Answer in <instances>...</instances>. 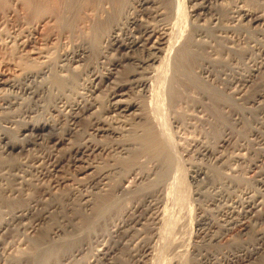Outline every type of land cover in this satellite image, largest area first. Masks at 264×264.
<instances>
[{
  "label": "bare ground",
  "instance_id": "bare-ground-1",
  "mask_svg": "<svg viewBox=\"0 0 264 264\" xmlns=\"http://www.w3.org/2000/svg\"><path fill=\"white\" fill-rule=\"evenodd\" d=\"M248 1L251 4L252 0H186L190 9L188 14L186 13L187 11L185 12L184 10L183 0H0V45L7 51L6 53L8 55L5 56L12 57L17 54L16 57H13L14 60L11 59L12 61L8 59L9 57H6V60L0 59V85L13 86V79L18 76L20 78L21 74H25L26 77L27 75H29L30 77H34V75L37 74V76H40V69L38 68V70L37 66L41 64L43 65L46 61H50L48 57L49 52L51 51L50 49H52V42H59L53 41L54 38H57L55 37V31L60 32L59 34H62L65 37L73 36L75 38H79L80 45H77L75 43V45H77V49L75 52L71 50L74 53L71 52L73 54L70 55L71 59H74L75 62H79L77 63L78 65L86 61V57L90 53L91 47L96 51L95 63H101L104 59L107 58L108 55L110 56L113 54L111 61L109 60L110 64L108 68L105 69L106 71L101 76L94 77V79H92L94 86L92 90L94 89V92L99 89V85L101 84L112 85L111 93L108 95L106 99L107 101H105L107 102L106 104L109 105L104 108L101 114H98L97 112L98 115L96 116V121L88 126V129H90L91 131L86 132V134L96 136H105L107 134H110L114 137V134H121V131L124 130V128L126 127L125 122L127 121L128 117L134 120L133 121L131 119L133 121L132 124L135 125L132 131L129 129V122L127 121L128 130L131 132L129 134L130 136L128 137L129 140L127 139V141H125V139V142H123L122 144L118 142L120 143V150L122 151L119 160L120 164L118 163V165H115V167L111 168V170L117 171V175H119V170H121V172L122 170H126L129 173L133 174V182L132 187L130 188L122 185L121 181L117 182L116 186L112 184L110 185L109 172L107 171L102 173L99 176L98 180H95L96 182L94 183L96 192L90 194L88 193V195H83L80 199L82 201L81 205L79 206H81L80 209L82 208V213L79 211L81 213V215L78 214L79 216H81L80 221L78 220L79 217L77 218L79 223L77 224L74 221L75 217L68 218L67 227L70 228V231L72 229L73 233L76 230L80 231L84 226L87 227L85 228L88 232V229L95 225L94 222H97L99 224L98 221L100 219H103L105 223L107 220H109L110 222V224L108 225L109 227L101 223L102 225H105L102 231L95 232V229L92 228V231L94 232L93 237H95L94 239L95 243H97V247H90L89 245V248H87L91 249V259L89 260L90 264H128L129 262L124 261V257L122 256L124 255L123 252L129 253V255L134 252L132 256L136 264H150L153 257L156 256V253H153L154 250H156V248L154 249V246H156V244L159 245L157 241H161V234H166V231L164 232L163 230L162 233L161 227L165 220L168 218L167 214L171 211L169 206L171 205V203L169 202L170 204H168V201L171 199L169 198V195L171 197V194L173 195L174 192L176 195L174 196L177 199L183 200V193L180 191L183 187V183L181 182V178L178 177L179 162L178 159H176L178 155H175V153H177L178 151L175 152L176 148L173 150V144H171L173 142H170V139L165 136L166 133L163 132L164 128L160 127V124H158L159 120L158 122L155 121L157 118H154V113H152V116L149 113V111L151 110L146 111L148 110V108L151 109L152 107H154V104L152 106L149 105L151 104V98L154 96V92H156L155 83H159V87L161 86L160 83L163 82H167V84H169V87L165 88V86L168 85L166 84L164 86L165 83H163V86L161 87H163L166 92H168L169 90V99L171 98L172 101L177 97L176 95H181L183 93V90L180 91L181 89H190L191 92V89L195 88L197 91H199V94L208 99L210 103L209 105H212L211 107L214 111H216V114H218L217 112H223V108H226L227 105L230 106L231 104L233 106L241 101L245 106L243 104L241 105L245 109L249 110L251 116H253L251 119L252 125H249V135L254 137L262 136L264 138V11L262 10V8L264 7L260 8L261 10L258 9L260 5H257L258 8L250 7V4H247ZM254 1L256 2V0ZM259 2L257 3L259 4ZM251 5H255V3H252ZM182 23H184V25H182ZM46 26H52V30L55 32V34L53 33V35L49 33L50 35H48L47 32V36L42 38L41 42L39 41V47L28 49L25 52L22 51L24 54L21 53L22 55H19L17 52L21 51V49H26L28 44L27 42L31 40H29L28 36L34 33L41 34L40 32L44 31L42 28H45ZM41 29L43 31H41ZM57 35L58 34H56V36ZM71 41H73V39ZM55 43L53 44L56 45ZM61 54V56L64 57L63 59L66 60L65 58H68L67 55L70 54V52L68 53V50H63ZM68 62V64L62 63L61 65H58L61 62L56 64L58 67L60 66L61 70H63L66 74H62L63 72L57 73V71L56 73L53 72V77L52 79H49L48 82H50L54 88L62 93L68 88L73 90L72 93L77 94H74V96L81 98L82 93L76 90L79 88L77 87V79L80 76V73L77 70V65H72L70 61ZM238 63L241 66L240 68L238 66ZM9 66H12V73H5L4 69L9 68ZM123 70H126L127 72L125 71V73ZM26 77L24 79L25 81ZM15 83L16 82H14V85ZM47 84L49 85V83ZM133 88H136L139 94H141L138 96L139 99L136 97H130V95H128L129 92L133 90ZM248 89H251L250 92L248 91ZM33 94L37 95V92L35 91L33 92ZM158 94H160V91ZM159 97L160 96H158V98ZM158 98L155 99L157 100ZM61 99V96L57 97L56 101L60 102ZM169 99L167 98L168 101ZM64 102L65 100L63 101V103ZM164 102L166 101L164 100ZM173 102H175V100ZM3 103H8V101L6 100ZM169 103H171V101ZM93 104H95V102L91 103V101H89V104L84 106L83 104L80 105L75 100L74 105H76V107L72 108L73 112L71 114L72 123L82 119V116L85 114L94 113L95 109L93 110V108L99 106H95ZM171 105L173 104L171 103ZM1 108L2 106L0 104V109ZM158 108L159 105L157 109ZM98 109L99 108H97L96 110ZM165 110L166 109H164V111ZM153 111L156 112L155 109ZM103 113L111 115V118L116 117V119H118L119 117H121L122 120L123 118L126 119L125 122L121 121V124H123L122 126L125 127L123 129L121 128L122 126L119 124L120 119L114 121V123H112L113 120L111 123L109 122V120L107 122V119L105 120V118H103L102 116ZM160 113L161 112H159L157 116L159 119H162V117H159ZM104 117H106V115ZM192 119L194 118L192 117ZM204 122L207 121L205 120ZM214 122L212 123L214 124ZM132 124H130V126ZM6 128L9 130L8 126H6ZM50 129L53 130L49 123H47L46 121L40 123L29 122L26 124V126L24 125L19 129V134H23L24 136V134L29 131L42 134L43 130L49 131ZM120 134L118 136H120ZM9 139L7 135L1 138L3 142L2 146L4 152H7L6 155L8 153L14 152L15 150L17 151V149L22 150L24 145L21 146L18 142L16 143ZM65 140L67 141V138H65L64 135L59 136L54 140V144L58 146V144L65 142ZM217 140L218 141L216 142L214 148H211L206 144L201 145L199 143L201 146L198 154L215 156V153L218 152L217 148L222 147L228 143L229 139L227 137V133L225 134V131H223V133L218 137ZM192 142V145L198 144L197 138L194 141L192 140ZM188 145L190 146L191 144ZM194 147L198 149L196 146ZM100 150H102V147H98L96 145L89 146V143H84L80 146L75 147L73 149V154L77 156L76 158L81 160V157L84 156L86 152H98ZM182 151L184 152V150ZM260 155L263 162H260L262 165L264 164V150L260 151ZM76 160L77 159H75V161ZM145 162H151V164L153 163V165L151 167L145 164L143 165V163ZM58 164L59 161H53L51 163L52 170H56ZM261 165L260 167H262ZM201 166L202 165H200V167H198L197 165H191L190 169L188 168L190 170V178L192 180L196 181V178L198 180V178H200L202 175L205 176V166L204 169L201 168ZM257 166L258 165L256 164V162L253 163L252 171L257 169ZM92 169V166H90V164H87L86 166H82L78 172L79 174L87 176V174L89 175L90 173H92ZM8 176H12L13 182L11 184L9 183L10 185L6 186L3 185L5 183L1 184L2 180L4 178H8ZM24 176L25 175L21 173L17 174V171L15 173H10L9 171L5 172L2 169L0 170L1 209L2 207H4L3 204L6 202V197L4 198V196H6L7 193L11 194L10 196L14 197L15 195H17V193L22 191V186L20 183L26 180ZM206 177L205 179H207ZM211 177L212 176H210L209 178ZM227 178H229V176ZM250 179L256 186L259 187L258 190H256V188L250 189L249 187V190L245 189L243 192L241 191L242 193L240 196L238 195L235 197H229L225 202L223 200V203H221L222 209H225L227 213L225 212V217L222 219V223L220 225H223L222 227H224L226 230L238 228L240 232H244L248 230V228H250V226L252 225L250 223L255 224V222L258 223L259 221L264 220V166L259 169L258 172L253 171V175ZM226 181L228 184L229 181ZM213 182L214 181L212 178L211 183L213 184ZM17 184H20V186H18ZM129 184L131 185V182ZM144 185L146 186L144 187L145 189L143 191L141 189H143ZM237 185L239 186V184ZM139 188H141L140 191L138 190ZM135 191L137 193L139 192V195ZM141 191L143 192L140 194ZM226 191H228L227 188L224 192L228 194L229 192ZM133 192L137 194L138 197L134 196L135 194L133 195L137 200H135V202L132 204L130 203L131 206L128 209L126 208L127 210L121 212L119 211V213L114 214L116 212H113V208H115L116 205L118 206V204H120L119 200H121L122 198H130L128 197L130 195L132 197ZM221 195V192L215 193L214 197L212 196V202H220V197H222ZM11 200L13 199L8 200L9 202L6 203L9 204ZM174 202H176V200H174ZM174 202L172 204H174ZM15 203H17L16 206L20 204L18 202ZM9 205L8 207L10 208ZM181 205L182 204H180V206ZM16 206L12 210L8 209V211H1L0 209V249L2 248V251L7 238H10V236L12 235L11 230L13 228L20 226L23 231H27L29 237L34 231V225L30 222L26 223V221L29 219V213L32 208H30L28 204H22L17 207ZM57 206L58 205L56 203H51L49 204L48 209H45V211L42 213L46 215L47 213H49V208L55 209L57 208ZM167 206H169V209ZM13 207L11 206V208ZM167 209L169 210L168 213ZM115 211L118 212V210ZM44 215L36 220L40 221L44 218ZM175 222L176 221L173 222L174 224L172 223V225L174 226L172 230L177 229L175 228V225L179 224H175ZM87 225L90 228H88ZM198 225L199 227L202 225L206 226L209 225V222L204 217L200 222L197 223V226ZM167 229L169 228L167 227ZM200 229H202V227H200ZM64 231V227L63 229L60 228V226L54 227L53 231L49 233L48 238L50 240H53L54 237L58 238V236H60V232L64 233ZM175 235L173 234L168 236L170 238V236L175 237ZM37 236L39 235L37 234ZM174 237L171 238L172 241L173 239H176V237ZM255 238L257 239L256 243L248 244L241 249L238 248L237 252H231V254H233L231 255L233 259H231L230 262L228 261V264H240L248 260L249 258L253 259V257H256L261 249V246L264 244V231H259V233L256 234ZM180 239L182 238L180 237ZM42 241V237H36L34 234L31 235V242L33 245L29 250V253L26 254V258L24 257L21 259L19 257L21 261L24 262V264H42L43 262H50V259L52 258L51 255L56 256L58 252L62 251L61 249H64L63 243L65 244V242H62V245H59L55 244L56 242H53V240L52 242L49 241V245L43 247V245H45V243L47 242V239H45V243H43L44 241ZM76 241H78L80 244L77 242V244L79 245H77L76 247L74 246L76 244H73L72 247H75V249L72 248L71 250L69 249V251L71 252L68 251L70 256L73 255V257L75 254L80 255L85 248H83V245H81L82 242L77 239ZM172 241H168V245L169 243H172ZM180 242H178V244L174 243V245H179ZM46 244H48V242ZM171 247L174 248L173 245ZM171 247L170 250L172 249ZM175 247L177 249L174 248L176 250H173L174 252L177 251L178 253L183 248H178V246ZM166 250L168 251L167 247L164 248V250L162 249L161 254ZM198 250H196V254L198 256H203L204 254H200ZM177 252L175 253L178 254ZM85 254H87V252H85ZM209 255L210 254H208L207 256ZM203 257L204 259L208 258H206V256ZM203 257H201V259ZM4 258L2 260H5ZM133 258L131 257V259ZM67 259H69V257ZM58 260L59 258L56 259V261L53 263L57 264ZM200 261H197V264H202L200 263Z\"/></svg>",
  "mask_w": 264,
  "mask_h": 264
},
{
  "label": "rangeland",
  "instance_id": "rangeland-1",
  "mask_svg": "<svg viewBox=\"0 0 264 264\" xmlns=\"http://www.w3.org/2000/svg\"><path fill=\"white\" fill-rule=\"evenodd\" d=\"M183 1H184L183 2L184 10H185V12L187 11L186 13H188L190 10L189 5L186 2V0H183ZM262 1H263V3H262ZM257 2H259V0L258 1L256 0V2L254 0L251 1V4L255 3L256 6L255 5L252 6L249 3V1L247 2V4L248 5L250 4L249 5L250 7H256V8H258L257 5H260L261 7L259 6L258 9L264 7V0H260L261 3L259 2V4ZM262 10L264 11V8H262ZM182 25H184V23H182ZM47 27L48 26H46L45 28L44 27L42 28L44 31L41 29V31H43V32H40L41 34H39V33L38 34L37 33L30 34L28 36V38H29V40L30 39L31 40L29 42H27L28 44H27L26 49H23V50L21 49V51L17 52L20 55L21 53L24 54L22 51L25 52L28 49L39 47L40 42L42 41V38L47 36V32H48V35L53 34V33L55 34V32H56V34L59 35V36L58 35L56 36V34H55V37H57V38L53 39V41H59V42L58 43L52 42V45H51L52 49H50L51 51L49 52V57H48L50 61H46L43 65L42 64L39 66L36 65L37 69L38 68L40 69V70L38 69L40 76H37L38 75L37 74V75H34V77L36 76L34 78L33 76L30 77L29 75H27V77H26L25 74L24 75L21 74L22 76L20 75V78L18 76V77L13 79V81L16 82L15 85H14V82H12L13 86L0 85V104L2 106V108L0 109V143H1L0 144V170L2 169L5 172L9 171L10 173H15L17 171V174L21 173V174L25 175L24 177L26 179L25 181H23L24 183L23 182L20 183L22 186V188H21L22 191H20L21 193L20 192L17 193V195H15L16 197L14 195H13L14 197H12V196H10L11 194H8V193L6 196H4V198L6 197L5 198L6 202H9L8 200L13 199L9 203V204L12 203L13 205L12 204L9 205L8 203L5 202L3 204L4 207H2V209L1 208L0 209H1V211H8V209L12 210V209H14V207L17 204L15 202L20 203L17 206L22 205V204L23 205L28 204L30 206V208H32V209L30 210L29 219L26 221V223L30 222L31 224L34 225V231L31 233V235L34 234L36 237H42V239L44 241V242L42 241L43 243H45L46 242L45 239H47L48 244H46L47 243L46 242L45 245H43V247H46L47 245H49L50 244L49 241L52 242L53 240H54L53 242H56L55 244H59V245H62V242H65V244L63 243L64 249H61L62 250L61 252H58V254L56 256L51 255L52 258L50 259V262H43L42 264H54L53 262H55L56 259H58V258H59V260H58L57 264H90L89 260L91 259V257H90L91 249H87V248H89V245H90V247L91 246L97 247V243H95V239H94L95 237H93L94 232L92 231V228L95 229L94 230L95 232L102 231V229H104L105 225H107V227H109L108 226L110 224L109 220H107L105 223L103 221V219H100L101 221L100 220L98 221L99 224L97 222H94L95 225L97 224L96 226L92 224L95 228L93 226L90 228L87 225L88 228H90V229H88V232L86 229L87 227L84 226L81 228L80 231L76 230L74 233H73L72 229L70 231V228L67 227L68 226L67 220H68V218H74L75 217L74 221L77 224L79 223L80 218H81V216H79V215H81V213H82V208L80 209L81 206H79V205H81V201H82L80 199L83 195H88V193L90 194V193L96 192V189L94 188V185H95L94 183L98 180L99 176L102 173L107 172V171L109 172V178H110L109 183H110V185L112 184V185L116 186V183L121 181L122 185L127 186L128 188L132 187L133 174L129 173L126 170H124V171L122 170V172H121V170H119L120 171V172H118L119 175H117V173H116L117 171H113V170H111V168L115 167V165H118V163H119L121 152H122L120 150V143L122 144L123 142L127 141V139L129 140L128 137L130 136L129 134L131 132L128 130V127L132 131L133 128L135 127V125L132 124V122L134 120L130 117L127 118V121L129 122L128 127H127L126 119L123 118V120H122L121 117H119V118L117 117L118 119H116V117L111 118V115L103 113L102 116H103V118H105V120L107 119L106 120L107 122L109 120V122L111 123L113 120L112 123H114V121H117L120 119L119 124L122 126L123 124H121L122 123L121 121H124V122L126 121L125 122L126 127L125 126H124L125 128L123 126L121 127L122 129L124 128V130L121 131V134L122 133L123 134L122 135L120 133H118L117 135L114 134V137H113V135L111 136L110 134H107L105 136H103V135L96 136V135H87L86 134V132L91 131L90 129H88V126L93 124L96 121V116L99 113L101 114V112L104 110V108L107 105H109V104H106L107 102H105V101H107L106 99H107L108 95L111 93L112 85L109 84L110 85L109 86L108 84L107 85L101 84V85H99L100 87L97 90L98 92L97 91L94 92L95 90L94 89L92 90V88H94L92 79H94V77L101 76L106 71L105 69L108 68L113 54L110 56L108 55L107 58L104 59L101 63L100 62L95 63L96 62V58H95L96 57V51H95V49H93L91 47L90 53L86 57L87 58L86 61H84L82 64L80 63L81 65L80 64L78 65L77 63H79V62H75L74 59H71L70 55H72L76 51L77 45H80L79 38H75L73 36L65 37L62 34H59L60 32H58V31L54 32L52 30V26H49L50 28L49 27L47 28ZM61 35H62V37H61ZM71 38L75 42L71 41L72 40ZM61 39H62V41H61ZM67 42H68V44H67ZM53 43H55L56 45H54ZM75 43L77 45H75ZM67 45H68V48H67ZM4 50H5L4 47H1V45H0V59L6 60L9 56H5L8 54L6 53L7 51L6 50L4 51ZM63 50H68V53L70 52V54L67 55L68 58L67 57L65 58L66 60H64L63 59L64 57L61 56L62 55L61 53L63 52ZM71 50H73L74 52ZM71 52H73V53H71ZM16 55L9 57L8 59L14 60L13 57H16ZM59 58H61V59H59ZM68 61H70L72 65H77V70L80 73L81 77L80 76L79 77L81 80L78 77V79H77L78 80V82H77L78 86L77 87H79V88L76 90L82 93L81 98L74 96L75 93H72L73 90L68 89V88L66 89V91H64L62 93L59 90H57L56 88H54L50 82H48L49 79H52L53 74H54L53 72L56 73V71H57V73L63 72L62 74H66L63 70H61L60 66L58 67L56 64H58L60 62L61 63L58 65H61L62 63L68 64L69 63ZM73 62L76 64H74ZM54 65H56V66H54ZM236 65H237V62H236ZM36 66H35V68H36ZM45 66H46V68H45ZM47 66H49V67H47ZM238 66H239V68L241 67L239 65V63H238ZM40 67L41 68L44 67V68H42V70H41ZM49 69H51V70H49ZM55 69H58V70H55ZM4 71H5V73H12V71H13L12 66H9V68H5ZM24 76L26 77V81L24 80L25 79ZM27 78H29V79H27ZM30 78L31 79L33 78L32 79L33 81ZM43 81H44V83H43ZM47 83H49V85ZM163 83H165L164 86L167 84V82H163ZM163 83H160V85L163 86L162 85ZM44 84H46L47 86ZM158 85H159V83H155V89L156 90L155 89L154 90L156 92H154V96L151 98L152 99L151 104L149 105V106H152L154 104V107H152L151 109L148 108V110H146V111L151 110V111H149V113L151 115H152V113H154L153 115H155V116H157V114H159V112H161L159 117L160 118L162 117V119H159L158 116L157 117L154 116V118H157L155 121L158 122V120H159L158 124H160L159 125L160 127L164 128L163 132L166 133L165 136L170 139V142H173V143H171V144H173V150L176 148L175 152L178 151L177 153H175V155L176 154L178 155V156L176 155L177 156L176 159H178V162H179V168H178L179 169L178 170L179 176L178 177L181 178V182L183 183V185H182L183 187L180 190L183 193V200L177 199L175 197L176 195L174 192H173V195L171 194V197L169 195V198H171L172 200L170 199L168 201V204L171 203L172 206L169 205L170 210H171L170 212L168 210L169 206H167L168 207L167 213L169 212L167 215H168V218L169 217L170 218L169 219L167 218L165 220V222L162 224L161 231L162 230L164 232L166 231V234H164L162 231L163 234H161V235L162 236L163 235L168 236V235H173V234L175 235L176 234L175 235L176 239H173V241H172L171 238L174 236H172V237L170 236V238H169V236L168 237L163 236L164 239L162 236H160L163 239V241L160 238L162 243L160 240H159V242L157 241V243L159 245L154 243V244H156V246H154V249L156 248V250H154L153 253H156V256L153 257L150 264H197V261L199 262L200 260H201L200 263H202V264L203 263L204 264H207V263L208 264H212V263L213 264H228L230 262V260L233 259L231 256L233 254H231V252H233V251L237 252L238 248L241 249L242 247H245L248 244L256 243V241H257V239L255 238L256 234L259 233V231H264V220H261L258 223L255 222V224L250 223L252 225L250 226V228H248V230H246L244 232L243 231L240 232V230L238 228L226 230L224 227H222L223 225L222 226L220 225L222 223V219L225 217L224 214L227 213L226 210L222 209V207H221V203H223V200L225 202L227 200V198H229V197H233V196L235 197L238 195L240 196L241 193L245 189L249 190V187H250V189L251 188H253V189L256 188V190L259 189V187L256 186L254 184V182L251 181L250 178L253 175V171L258 172V170L264 166V164L261 165V163H260V162H262L260 151L264 150V147H263L264 146V140H263L264 138L262 136L261 137H259V136L254 137V136L249 135V130H250L249 125H252L251 119L253 116H251V113L249 112V110L245 109L241 105V104H243L241 101H239L238 104L236 103L237 106H236V104L233 106L231 104H230V106L227 105L226 108H223V112H217L218 114H216L215 113L216 111H214L211 107L212 105H209L210 103H209L208 99L206 97H204L203 95L199 94V91H197L195 88L191 89V92H190V89H187V90H186V88L181 89L180 91L183 90V93L181 95H176L177 97L174 99L175 102H173L174 100L172 101L171 98L169 99L168 88H167L168 92H166V90L163 87H161V86L159 87ZM167 85L168 86H165V88L169 87V84H167ZM26 86L28 88L30 87L31 89L29 88L30 89L29 90ZM42 88H43V91H42ZM27 89H28V91H27ZM36 89H38V90H36ZM157 89H158V93L160 91V94L157 93ZM67 90H69V91H67ZM70 90H71V92H70ZM250 90L251 89H248L249 92H250ZM35 91L37 92V95L33 94V92H35ZM137 92H138L137 89L133 88V90H131L128 95H130V97H134V98L136 97L139 99L138 96L141 94H139V92L138 93ZM180 93H178V94H180ZM58 94H60V95H58ZM75 95H77V94H75ZM157 95L162 97V98L159 97L160 98L159 99ZM166 95H167V98L169 99V101L167 100ZM56 96L57 97L61 96L62 99L60 102L56 101V98H57ZM174 96H173V98H174ZM66 97H68V98H66ZM178 97H180V98H178ZM155 98H158L159 100H163V101H159L158 99H157L158 100L157 101ZM195 98H197V99H195ZM63 99L65 100L64 103H63V101H64ZM6 100L8 101V103H3ZM75 100L77 103H79L80 105L83 104L84 106L89 104V101H91V103L95 102V104H93V105L99 106V107H94L93 108V110L95 109L94 113L83 115L82 119H80L79 121L73 122L74 123L73 124L71 114L73 112L72 108L76 107V105H74ZM164 100L166 102H164ZM170 101L173 105L174 104L175 105L174 106L171 105V103H169ZM159 102H160V104H159ZM85 103H87V104H85ZM99 103H101V104H99ZM102 103L105 105H103ZM167 103H168V105L169 104L170 105L168 106ZM68 105H70V106H68ZM158 105H159V108L157 109ZM160 106H162V107H160ZM171 106L173 109L171 108ZM97 108H99V109L96 110ZM196 108H197V110H196ZM154 109L156 110V112L153 111ZM164 109H166V110L164 111ZM232 109H234L235 111ZM160 110H162V111H160ZM97 112H98V114H97ZM196 113H197V115H196ZM198 113H199V116H198ZM222 113H223V115H222ZM105 115H106V117H104ZM195 115H196V117H195ZM230 115H232V116H230ZM84 116H87V117H84ZM192 117L195 120L192 119ZM197 117H198V119H197ZM201 120H203V121H201ZM205 120L207 122H204ZM43 121H46L47 123H49V125L52 127L53 130H51V129L49 131L43 130L42 134L35 132L36 135L32 131L27 132L26 134H24V136H23V134H19V129L22 128L24 125L26 126L27 123H29V122L40 123ZM235 121H237V122H235ZM161 122L163 123L164 126L162 125ZM212 122H214V124ZM130 124H132L131 125L132 129H131ZM6 126H8L9 130L6 128ZM127 130H128V132H127ZM223 131H225V134L227 133V137L229 140H228V143L226 145L217 148L219 155H218V152L215 153V156L202 155V154L199 155L198 154V151H199L200 146L202 144H206L207 146L214 148L216 142L218 141L217 140L218 137L223 133ZM119 134H120V136H118ZM167 134H168V136H167ZM169 134H170V137H169ZM6 135H7L8 139L10 138L9 140L16 142V143L18 142L19 145H21V146L24 145L22 150L17 149V151L15 150L14 152L8 153L9 155L8 154L6 155L7 152L6 153L4 152V149L2 146L3 142L1 140V138L6 136ZM63 135L65 138H67V141L65 140V142L58 144V146H56L54 144V140L57 137L63 136ZM196 138H197L198 144L192 145V143H193L192 140L194 141V140H196ZM118 142H120V143H118ZM84 143L85 144L89 143V146H92V145L95 146L96 145L98 147H102V150H100L98 152L97 151L86 152V154H85L86 156L85 155L82 156L81 160H79L78 158H76L77 156H75L73 154V149L77 146L84 144ZM188 144H191V145L189 146ZM186 145H188V146H186ZM194 146H196L198 149H196ZM1 149H3V150H1ZM182 150H184V152ZM218 156L221 158H219ZM203 157H205V158H203ZM212 158H213V160H212ZM75 159H77V160L75 161ZM183 159H184V161H183ZM55 160L59 161L58 167L56 168L57 171L52 170V167H51V163ZM221 160L223 161V163ZM255 162L258 166H257V169L252 171V164ZM3 164H4V166H3ZM5 164H6V166H5ZM87 164H90V166H92V168H93L92 173H90L89 175L87 174V176L86 175L84 176L83 174H79L78 171L80 170V168L82 166H86ZM144 164L149 166V167H151L153 165V163L151 164V162H147V163L145 162V163H143V165ZM223 164H226V165H223ZM191 165L192 166L197 165L198 167H200V165H202L201 168H203V169L205 166V169H204L206 171L205 176L202 175L200 178H198V180L196 178V181L192 180L190 178V170H189ZM260 165L262 167H260ZM147 166H145V167H147ZM143 168H144V166H143ZM206 169H208V170H206ZM206 176H208V177H206ZM210 176H212V177L209 178ZM226 176L227 177L229 176V178H227ZM244 176L246 179L244 178ZM205 177L207 179H205ZM231 177H232V179H231ZM212 178L214 181L213 184L211 183ZM7 179H8V181H7ZM226 180L229 181L228 184H227ZM16 181H18V180H16ZM12 182H13L12 176L11 177L8 176V178H6V179L4 178L2 180L1 184L5 183L3 185L6 186V185H10ZM130 182H131V185L129 184ZM20 184H17V185L20 186ZM237 184H239V186ZM114 186H112V187H114ZM145 186L146 185L143 186V189H141L142 188L141 187L138 190L140 191V189H141L144 191ZM225 186L228 190L226 192H229L230 194L229 193L227 194L224 192L226 190ZM143 191H141L140 194ZM135 192L132 193V197L130 195V196H128L130 198H126V199L122 198L121 200H119L120 204H118V206L116 205V207L113 208L114 211L112 210L113 212H116L114 214L119 213V211L121 212V211L127 210L131 206V204L134 203L135 200H137L136 197H134V196H137V194L139 195V192L138 193L136 192L137 194ZM217 192L222 193V195H221L222 197H220L221 201L213 203L212 202V196L214 197V194ZM231 193H233L234 195ZM173 196H174V198H173ZM8 197H9V199H8ZM10 197H12V198H10ZM17 197L19 200L17 199ZM223 197H224V199H223ZM14 199H17V200H14ZM174 200H176V202H174ZM173 202H174V204H172ZM51 203H54V204L56 203L58 205L57 208H55V209L49 208V213L44 215L42 212H44L45 209H48V206ZM7 204L10 206V208L8 207ZM65 204H66V206H65ZM180 204H182V205L180 206ZM11 206L12 207L14 206V207L11 208ZM174 208H177V209H174ZM115 210H118V212ZM75 211H77V212H75ZM170 213H171V215H170ZM42 214L44 215V218H43L44 220L43 219H41L40 221L36 220V219H39V217L43 216ZM172 215H174V216H172ZM171 217L172 218L175 217V218L172 219ZM204 217L209 222V225H206V226L202 225V226H200V227H202V229H200L199 225L197 226V223L200 222L201 219ZM77 218L79 221L77 220ZM193 218H195V219H193ZM30 219H31V221H30ZM115 219H113V220H115ZM173 220L176 221L175 224L179 223L178 225H175L176 226L175 228H177L175 230H172V228L174 227L172 225V223L174 222ZM190 220H192V221H190ZM101 223H103L105 225H102ZM100 224H101L102 228L100 227ZM89 225H91V224H89ZM183 225H185V226H183ZM57 226H60V228H62V229L64 227L65 228V231H64L65 234L60 232V236H58V238L54 237L53 240H50L48 238V235L51 231H53V228L57 227ZM167 227L169 229H167ZM83 228H85V229H83ZM164 229H166V230H164ZM11 231H12V235H11L12 237L10 236V238H7L6 242L4 243L3 251H2V248L0 249V252H1L0 254L5 257L4 258L3 256L0 255V264H24V262L21 261V259L24 257L26 258V256H27L26 254L29 253V250L31 249V247L33 245L31 242V235L29 237L27 231H23L20 226L13 228ZM193 231H194V233H193ZM89 232H91V233H89ZM167 232H169V233L171 232V233L169 234ZM188 232H190V233H188ZM37 234L39 236H37ZM180 237L182 239H180ZM166 238H167V240H166ZM48 239H49V241H48ZM76 239L79 240L80 242H82L81 245H83V248L85 247L84 248L85 250L83 249L81 254L79 253L80 255H78V254L76 255L75 254L76 251H75V253L73 252L75 254L73 257V255L70 256L69 252H71V251H69V249L71 250L73 248L72 247L73 244H76V245H74L75 247L80 244L78 241H76ZM168 241L169 242L172 241V243H169V245H168ZM77 242L79 244H77ZM173 242L175 244H178V242H180V244L174 245ZM166 243H167V245H166ZM68 245H70L71 247ZM172 245L174 248H176L175 246H178V248H179L182 245L180 248L183 247L184 249L182 248V250H180V252H179L180 254L177 251H175L178 253V254H176L174 252V250H176L177 248L176 249L172 248L171 247ZM161 246L162 247L166 246L168 248V251L166 250L164 253L162 252L163 255L161 254V250L162 249L164 250V248H166V247L162 248ZM262 246H261V249H260L258 255H256V257H253V259L249 258L248 260H246L240 264H264V244ZM75 247L73 249H75ZM170 247L172 248L171 250H170ZM9 248H10V250H9ZM159 249H161V250H159ZM196 250H198V252L200 254L202 253V255L204 254L203 256H206V258L207 257L208 258L204 259L203 256H201V255L198 256L196 254V252H197ZM156 251L157 252L159 251V252L157 253ZM52 252H54V251H52ZM66 252H68V253H66ZM85 252H87V254H85ZM123 253H124V255H122V256L124 257L125 262H129L128 264H131V263L136 264L134 261V258L132 256V254L134 252H132L130 255L127 252H123ZM126 254H127V256H126ZM208 254H210V255L207 256ZM128 256H130V257H128ZM68 257H69V259H67ZM131 257L133 259H131ZM201 257H203V258L201 259ZM3 258L5 260H2ZM60 258H63V259H60ZM18 259H20V260H18ZM75 259H76V261H75Z\"/></svg>",
  "mask_w": 264,
  "mask_h": 264
}]
</instances>
